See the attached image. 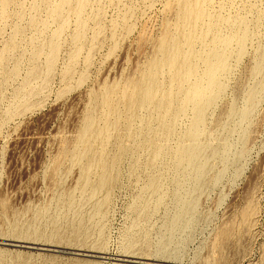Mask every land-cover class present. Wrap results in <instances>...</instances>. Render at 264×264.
I'll use <instances>...</instances> for the list:
<instances>
[{
  "label": "rangeland",
  "instance_id": "rangeland-1",
  "mask_svg": "<svg viewBox=\"0 0 264 264\" xmlns=\"http://www.w3.org/2000/svg\"><path fill=\"white\" fill-rule=\"evenodd\" d=\"M81 1L71 0L64 6L60 20L49 21L42 33L38 28L49 20L48 6L58 5L57 0H11L5 17L0 19V261L13 264L21 254L27 264H165L159 261L163 256L157 253V243L166 235V225L174 214L171 189L165 186L170 192L148 221L137 217L138 199L145 196L148 175L162 170L147 167V153L140 156L138 167H134L131 153L119 161L103 250L91 248L90 244L80 247L70 240L66 214L73 219V212L81 209V215L88 220L92 210L91 203L76 205L80 200V167L66 160L53 178L49 173L60 156L62 139L69 142L77 135L90 94L105 82L120 81L123 75L141 69L155 52L165 22L175 23L178 0H87L82 40L76 39ZM226 13H241L255 27L259 16H264V0H228ZM33 18L37 27L30 24ZM116 22L119 25L114 29ZM18 24L22 32L16 38L17 47L12 49L8 46ZM58 30L61 33L56 39L59 50L54 72L47 78L42 70L32 86L25 87L34 44L46 45L38 59V66L43 69L50 54L48 42ZM263 48L264 18L260 30L250 38L245 56L238 61L233 59L227 90L209 111L213 122L228 110L241 84L259 82V102L245 124V152L239 155L242 130L233 131L229 137L232 156L226 163L220 158L210 161L209 178L224 171L222 180L201 192L198 220L192 228L178 231L176 239L181 244L172 255L176 260L171 258L175 263L166 264H264V72L250 77V68ZM77 50L78 56L72 59ZM18 63L19 73L13 75ZM34 86L39 88V94L28 96L27 103L20 107V96ZM242 105L240 99L239 106ZM126 144L133 146L130 140ZM69 193L75 199L73 205L66 200ZM105 193L102 191L99 196L103 198ZM249 209L254 215L247 231L240 229L239 224L243 212ZM134 224L146 229L153 243L148 248H135L146 254L138 262L122 256ZM228 228L234 229L232 237L221 238L220 231ZM53 231L59 236L50 239ZM2 238L21 242L3 244ZM88 242L91 246L96 242L93 232Z\"/></svg>",
  "mask_w": 264,
  "mask_h": 264
},
{
  "label": "bare ground",
  "instance_id": "bare-ground-1",
  "mask_svg": "<svg viewBox=\"0 0 264 264\" xmlns=\"http://www.w3.org/2000/svg\"><path fill=\"white\" fill-rule=\"evenodd\" d=\"M10 1L0 0V19L5 17ZM70 1L57 0L58 5L48 6L49 20L42 22V29L38 28L39 33L49 26V21L60 20L64 6ZM86 2L82 0L77 9L76 39L84 38L86 23L83 15ZM227 3L228 0H178L175 23L165 22L155 52L141 69L123 75L120 81L105 82L90 94V103L77 135L69 142L62 139L60 156L54 161L49 173L53 178L66 160L80 167V200L76 205L91 203L92 210L88 220L81 215V209L73 212V219H69L66 214L65 220H68L72 233L70 240L74 245L82 247L90 244L91 248H106L105 222L111 205V189L119 176V161L124 154L131 153L135 157L134 167H138L139 158L145 152L149 159L147 167L162 170L152 171L148 175L145 196L138 199L137 217L139 221H148L170 192L166 191L165 186L171 189L175 210L166 225V235L157 243V253L163 256V260H159L162 263H175L172 259H176L172 255L181 244L176 239L178 231L192 228L198 220L201 192L223 178L224 171L209 178L212 168L210 161L220 158L226 163L232 156L229 137L236 130L243 132L239 155L245 152L244 143L248 133L245 124L252 118L260 98L259 82L241 84L228 110L218 115L213 122L209 120V111L218 104L227 90V78L233 69V59L238 61L245 56L247 44L260 30L264 18L261 14L255 27H252L245 15L227 14ZM37 7L38 1L34 8ZM35 21L33 18L30 24L36 25ZM118 25L114 23V29ZM64 26L65 22H62V28ZM127 29L130 31L129 26ZM21 32L20 25H16L9 48L17 47L16 38ZM60 33L58 30L48 42L50 54L43 69L38 66V59L46 45L34 44L25 87L32 86L42 70L47 78L54 72L59 50L56 39ZM78 53L79 50L73 52L71 58L75 59ZM19 63L13 75L19 73ZM263 72L264 48L255 57L250 77L255 78ZM39 92L36 86L29 88L27 94L21 91L23 97L19 98L20 107L27 103L28 96L38 95ZM240 99H243L242 106H239ZM221 134L224 135L222 138L219 137ZM127 140L133 142L132 147L127 146ZM102 191L106 192L103 198L99 196ZM72 197V193L66 197L70 205L75 203ZM252 211L249 209L243 212L240 229L250 230L254 215ZM14 229L20 233L18 227ZM132 229L133 233L127 237L128 244L122 256L126 260L128 258L138 262L145 259L146 254L138 253L135 248H148L153 243L146 229L138 227V224H134ZM92 232L96 242L91 246L88 240ZM37 233L44 236L40 231ZM233 234L232 228L219 233L223 239ZM58 236L59 232H54L48 237L55 239ZM1 240L3 244L9 241L21 242L8 238ZM33 244L41 245L37 242ZM78 250L82 251L81 248ZM0 262L5 264L3 260ZM13 264L27 262L18 254ZM198 264L213 263L204 261Z\"/></svg>",
  "mask_w": 264,
  "mask_h": 264
}]
</instances>
